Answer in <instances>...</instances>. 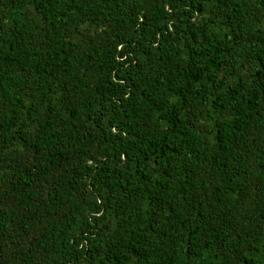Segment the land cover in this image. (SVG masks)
<instances>
[{
	"label": "trees",
	"instance_id": "16d2710c",
	"mask_svg": "<svg viewBox=\"0 0 264 264\" xmlns=\"http://www.w3.org/2000/svg\"><path fill=\"white\" fill-rule=\"evenodd\" d=\"M0 264H264V0H0Z\"/></svg>",
	"mask_w": 264,
	"mask_h": 264
}]
</instances>
